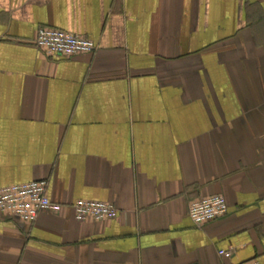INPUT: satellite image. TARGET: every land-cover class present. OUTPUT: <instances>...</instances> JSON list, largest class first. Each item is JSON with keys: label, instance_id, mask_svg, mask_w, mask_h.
Listing matches in <instances>:
<instances>
[{"label": "crops", "instance_id": "crops-1", "mask_svg": "<svg viewBox=\"0 0 264 264\" xmlns=\"http://www.w3.org/2000/svg\"><path fill=\"white\" fill-rule=\"evenodd\" d=\"M40 27L97 49L52 57ZM33 180L63 208L0 215V264H264V0H0V188Z\"/></svg>", "mask_w": 264, "mask_h": 264}, {"label": "built area", "instance_id": "built-area-1", "mask_svg": "<svg viewBox=\"0 0 264 264\" xmlns=\"http://www.w3.org/2000/svg\"><path fill=\"white\" fill-rule=\"evenodd\" d=\"M34 43L55 58H70L79 54L92 53L97 44L92 39L66 32L54 27L37 29ZM61 203L55 202L49 195L47 180H33L26 183L0 188V215L8 214L21 221L34 224L43 212H60ZM77 221L113 220L119 216V209L112 202L98 200H78L73 203ZM228 204L223 195H213L193 202L189 208V217L196 225L225 216ZM219 255L231 258L232 250L220 249ZM238 264H260L249 260Z\"/></svg>", "mask_w": 264, "mask_h": 264}]
</instances>
